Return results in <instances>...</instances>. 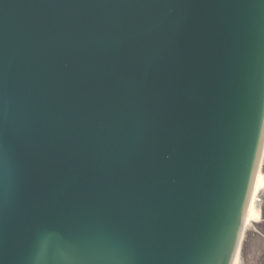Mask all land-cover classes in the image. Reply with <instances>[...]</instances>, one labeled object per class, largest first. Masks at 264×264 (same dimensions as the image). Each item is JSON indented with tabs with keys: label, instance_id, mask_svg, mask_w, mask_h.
Segmentation results:
<instances>
[{
	"label": "water",
	"instance_id": "obj_1",
	"mask_svg": "<svg viewBox=\"0 0 264 264\" xmlns=\"http://www.w3.org/2000/svg\"><path fill=\"white\" fill-rule=\"evenodd\" d=\"M264 141V0H0V264H231Z\"/></svg>",
	"mask_w": 264,
	"mask_h": 264
},
{
	"label": "bare ground",
	"instance_id": "obj_2",
	"mask_svg": "<svg viewBox=\"0 0 264 264\" xmlns=\"http://www.w3.org/2000/svg\"><path fill=\"white\" fill-rule=\"evenodd\" d=\"M262 147L263 148L261 150V155L259 157V160L257 161L256 169L252 178L253 181L251 184L250 193L248 195L249 198L247 201L246 209L244 211L245 215L242 222V233L238 242L239 246L237 247L236 253L232 259L233 261L231 264H241L242 240L246 235V232L249 227L252 226V224L260 222L262 219V211H260L257 205V200L260 192L264 190V173L261 171V165L263 164L262 159L264 154V141Z\"/></svg>",
	"mask_w": 264,
	"mask_h": 264
},
{
	"label": "rangeland",
	"instance_id": "obj_3",
	"mask_svg": "<svg viewBox=\"0 0 264 264\" xmlns=\"http://www.w3.org/2000/svg\"><path fill=\"white\" fill-rule=\"evenodd\" d=\"M261 171L264 173V154ZM257 205L264 208V190L259 194ZM241 264H264V221L252 224L242 240Z\"/></svg>",
	"mask_w": 264,
	"mask_h": 264
},
{
	"label": "flooded vegetation",
	"instance_id": "obj_4",
	"mask_svg": "<svg viewBox=\"0 0 264 264\" xmlns=\"http://www.w3.org/2000/svg\"><path fill=\"white\" fill-rule=\"evenodd\" d=\"M261 211H262V219H261V221H264V208H261Z\"/></svg>",
	"mask_w": 264,
	"mask_h": 264
}]
</instances>
